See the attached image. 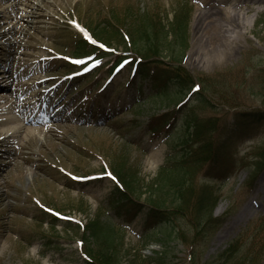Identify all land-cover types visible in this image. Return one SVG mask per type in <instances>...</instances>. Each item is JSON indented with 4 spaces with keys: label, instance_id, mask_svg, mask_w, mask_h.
I'll return each mask as SVG.
<instances>
[{
    "label": "rangeland",
    "instance_id": "1",
    "mask_svg": "<svg viewBox=\"0 0 264 264\" xmlns=\"http://www.w3.org/2000/svg\"><path fill=\"white\" fill-rule=\"evenodd\" d=\"M15 2L0 0V117L23 129L4 133L10 125L0 120V199L8 196L0 200V264H84L88 257L94 264H232L242 255L249 257L242 264H264V250L252 248L264 218V169L252 187L248 183L250 166L264 157V125L227 146L226 153L243 164L228 180L216 184L188 168L194 196L203 183L217 195L211 210L216 228L193 226L192 203L185 198L183 210L151 232L144 231L143 216L126 225L107 203L120 169L137 199L171 210L174 190L165 188L158 197L148 189L160 183L162 165L170 167L181 154L178 144L192 113L198 121L224 123L239 111L264 112V1L242 15V35L224 32L235 41L226 49L202 34L200 0ZM185 4L191 12L181 62L202 82L195 93L179 94L173 86L156 93L148 79H131L128 62L109 72L115 56H130L128 44L99 42L96 52L72 54L73 34L89 38L86 23L134 28L144 18L150 28L158 18L166 29ZM226 23L219 18L218 24ZM26 128L32 129L28 135ZM91 220L111 229V245L102 254L101 244L85 235Z\"/></svg>",
    "mask_w": 264,
    "mask_h": 264
},
{
    "label": "trees",
    "instance_id": "2",
    "mask_svg": "<svg viewBox=\"0 0 264 264\" xmlns=\"http://www.w3.org/2000/svg\"><path fill=\"white\" fill-rule=\"evenodd\" d=\"M190 12L191 8L187 4L180 6L172 15L169 27L166 29H164V25L158 18L155 21H150V28L145 24L144 18H142L143 26L137 25L134 28H131L129 24L124 26L115 22L111 24L95 22L93 25L86 23L83 26L97 42L111 45L113 41H116L119 44L131 46L130 49H125V52H130V56L124 53L114 57L110 64L111 66L108 68L109 72L112 73L118 64L127 61L132 70V80H136V78L148 79L156 93L165 91L169 86H173L179 94L187 92L189 95L195 93L194 90H197V88L201 89L202 87V82L190 73L181 62V57L188 45ZM152 24L155 26H152ZM123 27H125L126 31ZM137 32H140L139 37H137ZM141 35L146 36V38H141ZM73 36L74 47L72 54L81 55L98 50V46L90 42L82 34H73ZM126 36L130 37V42L124 41ZM164 41H167L166 45L168 52H170L167 61L162 60L163 57L161 56L163 54L161 46ZM196 85H199V87H196ZM138 88V94L141 95V86ZM174 111H178V108ZM165 114H160L158 117L162 118ZM237 114L238 116L224 123H218L215 119L198 121L199 117L193 115V113L185 121V132L178 144L180 149H182L181 154L172 159L174 163L170 167L166 166L167 163L162 165L156 178V180H160V183L153 182L148 189L157 193L158 197L166 189L174 190V200L177 201V205L174 208L171 210L167 209L165 206L159 205L157 201L150 200V198L145 201L137 199L136 187L131 183V179L126 178L124 173L119 172V169L114 170V173L118 175L116 177V185L109 193L107 199L112 214L127 225L131 224L138 215L143 216L142 227L144 231L151 232L160 224L170 223L177 216L175 211L183 210L182 204L187 203L189 205L190 201L192 203V212L194 213L191 221L193 226L197 228L198 225L204 224L205 228L218 227V219L211 215V210L217 202V195L215 194V197L210 186L203 183L196 190L197 195L194 196L195 192H192L194 190L191 187L193 185L192 181L188 179L192 173L188 168L201 170L204 180L216 184L228 180L230 176L238 172L240 167L243 166L240 163L242 161L229 156L226 153V148L229 144L237 142V140L247 138L249 136L248 133L251 131L261 128L264 125V112L239 111ZM150 129L154 128L151 127ZM250 167L252 169L249 172L248 183H250L251 187L264 169V157H259ZM183 198L187 199L185 203H181L184 202L181 201ZM201 218L202 220L206 218V220L201 221ZM65 227L66 229L70 228L69 225ZM257 228L260 233L256 236L257 240L252 242V248L254 249V246H257L258 249L261 248L263 253L264 218L258 222ZM85 229L89 230V234H85L86 237L91 236L101 244V247L100 245L98 246V248L100 247L99 249L96 248L98 253L102 254L103 248L106 245H111L112 239H109V237H112V233L108 226L102 227L97 220H91ZM83 242H85L83 244L84 248L88 250V241L84 240ZM238 259L239 261H234L232 264H242L241 261H246L249 257L242 255ZM83 262L84 264H94L90 257ZM158 262L163 263L162 259H158Z\"/></svg>",
    "mask_w": 264,
    "mask_h": 264
},
{
    "label": "bare ground",
    "instance_id": "3",
    "mask_svg": "<svg viewBox=\"0 0 264 264\" xmlns=\"http://www.w3.org/2000/svg\"><path fill=\"white\" fill-rule=\"evenodd\" d=\"M263 1L264 0H241V2H239L238 0H200L197 6L199 9V15L197 19H202L199 20L197 24H199L198 26L200 27V29L205 30V33L202 34L204 36H207V39L211 40L213 43L220 41L223 49L232 47L235 41L233 39H230L229 36L226 37L224 32L227 30H237V35H242V29L246 25V22L241 20L243 17L242 15L245 11H251L253 9V3H260ZM17 2H19V0H16L15 3ZM26 2L27 3L24 4L26 7H28L27 5H29L28 3L31 2V0H26ZM224 4H226V6ZM11 6L14 5L10 4L9 8ZM6 8L7 7H5V9ZM220 17H223L227 21L225 27L223 26V24H218V20ZM6 30H9V28H7ZM0 120H5V122H3V125H10L7 129L2 130L4 133L11 134L12 131L21 132V130L23 129L21 125L16 126L15 128L14 120L8 119V117L7 119L0 117ZM31 131V128L25 129V133L27 135L30 134ZM7 197L8 196H4V198H1L0 200L6 201Z\"/></svg>",
    "mask_w": 264,
    "mask_h": 264
},
{
    "label": "snow or ice",
    "instance_id": "4",
    "mask_svg": "<svg viewBox=\"0 0 264 264\" xmlns=\"http://www.w3.org/2000/svg\"><path fill=\"white\" fill-rule=\"evenodd\" d=\"M196 87H199V85H196ZM109 175H111V174L109 173Z\"/></svg>",
    "mask_w": 264,
    "mask_h": 264
}]
</instances>
